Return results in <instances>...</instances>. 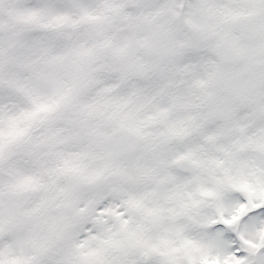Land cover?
<instances>
[{
	"label": "snow or ice",
	"instance_id": "1",
	"mask_svg": "<svg viewBox=\"0 0 264 264\" xmlns=\"http://www.w3.org/2000/svg\"><path fill=\"white\" fill-rule=\"evenodd\" d=\"M0 264H264V0H0Z\"/></svg>",
	"mask_w": 264,
	"mask_h": 264
}]
</instances>
